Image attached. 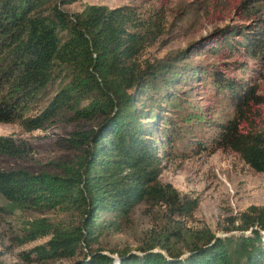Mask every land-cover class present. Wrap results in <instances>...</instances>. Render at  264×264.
Returning <instances> with one entry per match:
<instances>
[{"label":"trees","instance_id":"obj_1","mask_svg":"<svg viewBox=\"0 0 264 264\" xmlns=\"http://www.w3.org/2000/svg\"><path fill=\"white\" fill-rule=\"evenodd\" d=\"M51 1L0 0V123L17 124L31 132L57 120L102 116L103 121L95 128L63 137L61 146L76 153L46 163L51 170L0 168V197L7 206L54 210L76 219L68 224L34 219L21 243L48 236L44 244L33 249L37 257L50 260L81 255L71 264H264V206L250 207L252 216L245 215L250 235L243 230L238 236L222 239L207 230L193 231L182 249L176 247L182 239L177 235L173 241L167 231L140 247L139 253L120 249L113 257L101 248L90 249L115 219L126 216L143 201L165 205L179 215L189 214L196 201L183 203L175 189L158 181L162 152L151 139L155 129L151 120L143 123L137 119L145 106L135 108V94L128 93L139 86L141 97L152 104L155 95L146 89L158 94L160 88L155 83L156 72L151 66L142 67L136 59L151 31L150 21L126 6L92 4L81 13L68 15L56 3L50 5ZM58 1L65 4L73 0ZM258 1L242 0L236 14L244 23L215 32L211 46L235 53L262 52L264 16H253L252 12ZM56 66L66 68L71 76L35 114L34 106L54 79ZM223 77L222 72H215L218 80ZM228 89L234 104L232 118L218 123L208 145L194 143L197 149L212 146L214 150H230L251 169L264 173L260 95L246 82L232 81ZM84 100L89 102L82 104ZM162 118L168 127H160V142L172 151L175 140L185 137L179 122ZM0 155L26 159L29 149L23 141L0 135ZM108 214L112 220L105 218ZM156 246L159 250H154ZM185 249L188 253L184 256Z\"/></svg>","mask_w":264,"mask_h":264},{"label":"rangeland","instance_id":"obj_2","mask_svg":"<svg viewBox=\"0 0 264 264\" xmlns=\"http://www.w3.org/2000/svg\"><path fill=\"white\" fill-rule=\"evenodd\" d=\"M241 1L73 0L64 4L53 0L49 3H56L68 15L81 13L92 4L108 8L126 6L140 18L150 21L151 31L147 33L136 59L142 67L151 66L150 70L156 72L155 83L160 88L158 94L146 89L151 96L155 95L152 104L145 96L141 97L139 86L128 93L135 94V108L145 106V111L137 119L143 123L151 120V127L155 129L151 139L160 145L162 152L158 181L175 189L183 203L196 201L195 208L187 215L173 214L165 205L143 201L126 216L115 219L113 226L105 230L99 242L91 245L90 249L101 248L110 255H116L115 251L120 249L139 253L140 247L158 236L162 237L167 231L173 241L177 235L178 240L182 239L181 245L176 246L178 248L186 247V241L192 239L190 233L193 231L207 230L208 234L222 239L238 236L243 230H246V235L251 234L252 229L245 215L249 213L252 216L250 207L264 206V173L251 169L230 150H214L212 146L197 149L194 143L207 144L212 140L213 132L219 128L218 123L232 118L234 104L228 89V83L232 81L246 82L257 89V95L262 100L258 106L259 122L264 126V46L262 52L245 53L221 51L211 46L215 32L229 25L244 23L236 14ZM252 12L253 16H264V0H259ZM215 72L224 74L221 81H225V84L215 78ZM53 75L54 79L34 106L35 114L45 108L71 76L61 66L55 67ZM88 102L84 100L82 104ZM157 103L159 105L155 106ZM162 116L179 122L180 133L185 137L175 140L172 151L160 142V127H168L161 122ZM102 119L99 116L73 122L57 120L31 132H25L17 124L0 123V135L23 141L29 149L26 159L0 155V168H25L30 172L51 170L46 163L55 159L65 160L76 153L61 146V139L73 131L95 128ZM0 202L3 206L0 212L1 264H71L81 257L39 259L33 249L44 244L48 236L21 243L34 219L44 218L48 222L68 224L76 222L74 216L54 210L13 208L7 206V201L2 197ZM105 218L112 220L113 216L108 214ZM262 235L264 240V232ZM154 250H159V246ZM184 251L185 256L188 252L187 249Z\"/></svg>","mask_w":264,"mask_h":264},{"label":"water","instance_id":"obj_3","mask_svg":"<svg viewBox=\"0 0 264 264\" xmlns=\"http://www.w3.org/2000/svg\"><path fill=\"white\" fill-rule=\"evenodd\" d=\"M113 257H117L116 255H112Z\"/></svg>","mask_w":264,"mask_h":264}]
</instances>
